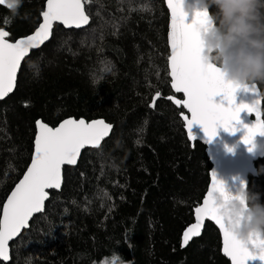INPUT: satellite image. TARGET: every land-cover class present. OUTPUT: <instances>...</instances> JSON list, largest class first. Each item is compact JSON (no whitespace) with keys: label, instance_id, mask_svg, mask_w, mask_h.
I'll use <instances>...</instances> for the list:
<instances>
[{"label":"trees","instance_id":"obj_1","mask_svg":"<svg viewBox=\"0 0 264 264\" xmlns=\"http://www.w3.org/2000/svg\"><path fill=\"white\" fill-rule=\"evenodd\" d=\"M45 4L0 5V28L10 40L32 33ZM85 7L88 27L57 25L0 101V206L31 162L39 118L53 127L68 117L104 118L113 131L77 166L65 167L62 189L50 192L45 211L11 244V261L0 264H101L113 255L130 264H230L212 222L186 248L181 243L212 164L206 146L190 141L184 108L167 99L182 95L171 86L165 0H92ZM256 84L264 115V83ZM262 165L264 158L248 188L264 199Z\"/></svg>","mask_w":264,"mask_h":264},{"label":"snow or ice","instance_id":"obj_2","mask_svg":"<svg viewBox=\"0 0 264 264\" xmlns=\"http://www.w3.org/2000/svg\"><path fill=\"white\" fill-rule=\"evenodd\" d=\"M92 0H46V10L42 11V22L34 32L24 38L9 42L10 33L0 28V99H3L16 87V74L21 61L31 49H37L53 34V25L59 22L66 28H81L89 22L85 14L84 5ZM0 5L8 9L15 8L14 0H0ZM172 12L171 23V55L170 76L172 87L177 93H182L186 99L180 100L169 96L167 99L176 105H183L191 116L185 117L188 133L195 140L191 132L192 126L199 123L204 132L211 139L218 134L217 129L223 126L230 132H235L236 123L241 121V112L247 109L255 112L256 121L251 125L245 124V143L253 144L257 134L264 135V120L256 108L257 100L252 104H236V93L241 87L258 94L254 85L239 84L224 78L222 69L214 63L205 60L200 40V32L211 20L206 6L195 10L191 22L187 21L183 0H169ZM10 24L8 18L4 25ZM222 94L228 101L217 103L215 97ZM159 97V93L156 94ZM151 107H155L153 102ZM38 132L34 139V154L30 166L23 179L16 184L15 189L8 196L5 204L0 206L3 218L0 220V261L9 259L7 242L27 227L29 219L34 213L42 212L44 201L48 198L46 189H59L62 182V166L74 165L78 155L85 145L99 147L100 141L109 133L111 125L103 120L90 123L84 119L69 118L56 127L37 120ZM139 143V141H137ZM212 188L208 192L203 205L194 209L195 223L187 227L182 238V246L188 243L192 236H199L201 223L205 217L214 221L223 233L225 253L231 257L233 264H248L253 256L250 249L238 239L236 234L225 224L219 214L214 200V193L219 191L230 196L222 181L212 172ZM66 211V210H65ZM264 252V237L252 241ZM122 264V262H121Z\"/></svg>","mask_w":264,"mask_h":264},{"label":"clouds","instance_id":"obj_3","mask_svg":"<svg viewBox=\"0 0 264 264\" xmlns=\"http://www.w3.org/2000/svg\"><path fill=\"white\" fill-rule=\"evenodd\" d=\"M15 10L23 0H14ZM212 23L201 35L206 61L222 69L224 78L239 84L264 83V0H206ZM264 169V165L260 170ZM216 206L224 205V222L253 252L252 241L264 237V199L251 188L241 187L225 202L214 193Z\"/></svg>","mask_w":264,"mask_h":264},{"label":"water","instance_id":"obj_4","mask_svg":"<svg viewBox=\"0 0 264 264\" xmlns=\"http://www.w3.org/2000/svg\"><path fill=\"white\" fill-rule=\"evenodd\" d=\"M173 2H177V0H173ZM165 3H166V6L168 8V11H169L168 43H169L170 55H171L170 35H171L172 12H171V9L169 7V0H165ZM183 3H184V6H185V11L188 13V16H187V21L188 22H191V19L195 15V10L198 7H200L201 5H202V7L203 6L207 7L206 0H183ZM1 6L7 8L6 5H1ZM9 10H15V9H9ZM44 10H46V4H45ZM207 10H208L209 16L211 17V13H210V10H209L208 7H207ZM84 11H85V14L88 15L85 5H84ZM90 21H91V18L89 17V22L87 24L83 25L81 28H74V27L73 28H66L62 24H60L59 22H56L53 25V34H54L55 27L57 25L63 26L65 29H68V30L69 29H84V28L88 27V25L90 24ZM41 22H42V19H41ZM211 23H212V20H210L206 26L210 25ZM3 29L8 32L7 29H5V28H3ZM202 29H201V31H202ZM32 33H30V34H32ZM30 34H28V35H30ZM53 34L39 48L31 49L29 51L28 55L21 61L19 69H18L17 74H16V87H17V83H18V76H19V73H20L21 66H22L23 62L26 60V58H28L32 54L33 51L38 50V49L42 48L45 44H47L52 39ZM24 37L25 36L20 37V38H24ZM20 38H18V39H20ZM200 40L202 42L203 51H204L205 42H204V40L202 38L201 32H200ZM9 42H13L14 43L15 40H10L9 39ZM203 51H202V54H203ZM169 70L171 71L170 60H169ZM248 85H250V86L254 85L255 91L258 94V96L256 94L248 91L244 87H241V88H239L237 90L236 101L235 102H236V104H241V103L252 104V103H254L257 100L256 108L261 113L260 119L264 120V115H263V94L261 92V89L259 88V86L256 83L248 84ZM171 86H172V77H171ZM16 87L7 96H5L3 99H0V101H3L5 99H7L11 94H13V92L16 90ZM172 89L174 90V92H176L173 87H172ZM178 94L182 95V98L175 97V99H180V100L186 99V97L182 93H178ZM215 100H216L217 103H224L225 106H227L228 101L226 99H224L222 94L217 95L215 97ZM176 106L177 107H183V105H176ZM180 115H181V118L184 121L185 129H186V131L188 133V128H187V123H186L185 117H187L188 119H191V116H190V114H189V112H188V110L186 108H184V111ZM69 118H73V119H77V120L84 119L88 123H90L92 121H96V120H103V121H105V123L111 125V129H110L109 133L100 141L98 148H100L102 146L103 142L107 138L110 137V135H111V133L113 131V127H114L113 124L107 122L104 118H96V119H92V120H87L85 118L68 117L66 119H69ZM66 119H64V120H66ZM38 120L46 123L41 118H39ZM63 121H61V122H63ZM241 121L242 122L236 123L235 126H236V128L238 130L235 131V132H230V131L226 130L223 126L218 127V129H217L218 134L216 136L212 137L211 139L207 136V134L203 130V126L201 124H199V123L193 124L192 129H191V132L195 136V140L191 139V137H190V135L188 133V137H189V139H190V141L192 142L193 145L197 141H199V142H201L202 144H204L206 146V152H207V155H208V157H209V159L211 161V164H212V167H211V170H210V182H209V186H208L207 192H206L201 204L199 206H197V207H200V206L203 205V201L207 198L208 192L211 191V188H212V175L211 174H212L213 170L215 171L216 178L218 180L222 181L224 186H225V189L229 193H231L230 196H225V195L222 194L223 197H224L225 202H227L229 199H231L233 197V195L241 187L248 188L251 176H258V169H257L256 163L260 159L264 158V135L257 134L253 144H251V145L245 143L244 140L242 139V137L245 135V132H246V128L244 127V125L245 124L251 125V124L255 123V121H256L255 112L249 113L247 111V109H245L244 111L241 112ZM46 124H48V123H46ZM49 126L53 127L51 125H49ZM37 132H38V129H37V126H36V134H37ZM90 148H95L96 149L97 147H93L91 145H85L81 149V151H80V153L78 155L76 164H74V165L65 164V165L62 166V169H61V174H62L61 187L59 189H46V191L48 192V198L44 201L43 211L42 212H38V213H34L33 216L29 219L27 227L22 228L20 230L19 234L15 235L11 240H9L7 242V250H8L9 259L7 261H1V262L8 263V262L11 261V244L15 240H17L23 234V232L25 230L29 229L31 222H32L33 218L36 215H39V214H41V213H43L45 211L46 203H47V201L50 198V192L51 191H60L62 189L63 183H64V169H65V167H68V166L69 167H75V166H77L79 161H80L82 153L86 149H90ZM33 154H34V151H33ZM32 158H33V155H32ZM31 161H32V159H31ZM30 164H31V162H30ZM30 164H29V166H30ZM26 171H25V173H26ZM24 174H23V176H24ZM23 176H22L21 179H23ZM19 181L16 184H18ZM16 184H15V186H16ZM15 186L13 187L11 192L15 189ZM11 192L9 193V195L11 194ZM6 201H7V199H6ZM6 201H5V203H6ZM216 207L218 209L219 214L224 219V214H223L222 210L224 209L225 206L224 205H219V206H216ZM2 218H3V213L1 215V220H2ZM207 222H212L219 229L220 234H221V240H222V253L230 261V264H233V261H232L231 257H229L224 251V243H223V233H222V231L220 230L219 226L214 221L208 219L207 217H205L203 219L202 223H201L199 236L190 237L189 240H188V243L186 245L182 246V247L186 248L193 240L201 237L203 232H204V230H205ZM193 223H195V213H194V221L191 224H193ZM191 224H189L188 226H190ZM187 227L183 231L182 238H183L184 232L186 231ZM181 243H182V241H181ZM250 251H251L253 256H260V257L264 258V252H262V251L253 252L252 250H250ZM248 264H264V260H262L259 257H257L255 259H249Z\"/></svg>","mask_w":264,"mask_h":264},{"label":"rangeland","instance_id":"obj_5","mask_svg":"<svg viewBox=\"0 0 264 264\" xmlns=\"http://www.w3.org/2000/svg\"><path fill=\"white\" fill-rule=\"evenodd\" d=\"M130 264L128 262L122 261L119 256H110L107 260H104L101 264Z\"/></svg>","mask_w":264,"mask_h":264}]
</instances>
